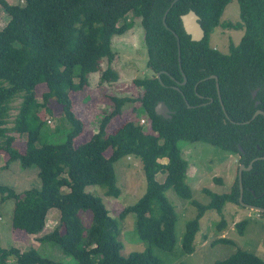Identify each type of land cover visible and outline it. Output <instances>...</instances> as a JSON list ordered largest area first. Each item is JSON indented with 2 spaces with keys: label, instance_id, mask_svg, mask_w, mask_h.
I'll return each mask as SVG.
<instances>
[{
  "label": "trees",
  "instance_id": "obj_1",
  "mask_svg": "<svg viewBox=\"0 0 264 264\" xmlns=\"http://www.w3.org/2000/svg\"><path fill=\"white\" fill-rule=\"evenodd\" d=\"M173 1L19 0L10 4L0 0V7L10 17L0 29V151L8 155L6 165L18 162L22 168L37 167L41 181L40 187L21 195L0 184V195L15 201L14 230L29 235L41 234L49 211L56 209L57 226L39 240L56 244L77 264H162L153 248L174 251L178 222L176 208L166 195L168 190L198 212L187 222L182 238L187 254L194 252L200 220L207 211L222 214L227 203L242 206L238 177L229 193L205 189L211 198L208 204L193 200L182 145H213L239 155L246 167L264 157V115L251 121L257 110L264 112V0H236L240 20L235 24L221 23L226 7L234 0H178L165 26L163 17ZM189 11L200 17L205 32L200 42H193L184 31L181 16ZM129 15L141 19L147 67L153 76L134 80L138 98L111 97L113 109L100 120L98 132L77 145L84 125L73 113L71 92L82 90L104 62L108 68L102 73V81L119 79L112 68L116 59L112 39L132 28ZM219 26L243 31L239 44L231 43L227 54L210 46L211 34ZM173 33L180 40L181 66ZM211 76L218 79L221 101L217 82ZM40 85L47 87L42 102L37 97ZM18 100V112L12 115L13 103ZM52 101L61 107L64 122L54 130L43 119V110L53 113L49 107ZM134 102L140 103L136 111L146 118V128L128 121L108 133L112 119ZM160 102L169 108L171 118L156 113ZM11 132L25 137L24 153L14 146L16 139ZM109 150L112 153L107 157ZM126 157L142 162L147 189L116 218L101 197L87 188L98 187L104 196L119 198L121 189L114 165ZM163 159L167 162L162 163ZM158 174L166 175L164 182L157 180ZM242 179L243 202L264 208V159L255 161L251 170L243 172ZM87 212L91 214L89 226L83 218ZM131 213L136 216L137 235L148 247L124 257L120 222ZM258 214L264 218L263 212ZM248 223L243 220L235 225L240 236H244ZM225 226L223 220L219 231ZM218 242L234 244L224 238ZM12 259L17 264H57L33 248L22 252L0 246V264ZM216 264H264V260L236 248Z\"/></svg>",
  "mask_w": 264,
  "mask_h": 264
},
{
  "label": "rangeland",
  "instance_id": "obj_2",
  "mask_svg": "<svg viewBox=\"0 0 264 264\" xmlns=\"http://www.w3.org/2000/svg\"><path fill=\"white\" fill-rule=\"evenodd\" d=\"M10 4H18L19 0H7ZM133 21V26L122 36H114L112 49L116 53V59L112 64L113 70L118 74L117 81H102V73L108 68L106 62L102 63L99 72L89 76V83L80 91H72L73 113L79 118L84 129L76 140V144L88 141L99 129L100 120L113 109L111 97L138 98V89L134 86V80L153 76L147 67L148 54L145 45V34L140 18L128 16ZM10 17L0 7V29L4 28ZM240 20V8L236 0L231 2L221 17V23H237ZM243 37V31H235L219 26L210 37V46L227 54L230 44L238 45ZM47 91L45 85L37 88V97L42 102V94ZM20 100L13 103L12 115L17 114ZM53 113L44 111L43 119L52 130L56 126L63 127L62 109L54 101L49 105ZM140 103L127 104L121 115L110 122L107 132L112 133L125 122L133 121L146 128V118L138 116L137 109ZM14 117H11L13 119ZM143 118V119H142ZM143 122H142V120ZM141 120V121H140ZM11 126V125H10ZM15 137L14 146L21 153L26 148V139L20 138L17 133L11 132ZM112 151L106 152L109 157ZM182 157L188 164L187 183L191 187L193 200L201 204H208L210 197L204 192L205 189L216 193L225 194L231 191L240 170V156L226 152L210 144L197 142L182 145ZM8 155L0 151V184L13 188L18 194L24 191L38 188L41 185L38 177V168H22L20 163L13 162L6 165ZM166 163L167 159L161 160ZM118 185L121 189L119 198L106 197L98 187H88L87 191L101 197L112 217H118L126 207L134 205L146 192L147 181L140 159L126 157L114 165ZM166 175L158 174L157 180L164 182ZM220 180V181H219ZM167 198L175 206L178 214L176 226V246L174 251H162L153 248V253L162 261V264H216L234 253L236 248L249 251L264 260V218L258 212L247 207L233 203H227L222 214L214 210L207 211L200 220V229L194 241V252L187 254L182 249V238L186 224L197 215V209L188 201L181 199L173 190L166 192ZM15 201L3 199L0 195V246L8 249L17 248L24 252L36 249L44 258L57 264H77L72 258L64 255L56 244L42 243L40 238L51 233L58 224V211L52 209L47 215L46 227L41 234L29 235L23 231L14 230L12 216ZM86 226L90 225L91 214H83ZM224 220L225 227L220 232L218 225ZM243 220H248L244 236H240L235 225ZM120 240L124 244L122 255L129 256L133 252H143L148 245L141 241L136 232V216L131 213L120 222ZM224 238L234 244L218 242ZM8 264H17L12 259Z\"/></svg>",
  "mask_w": 264,
  "mask_h": 264
},
{
  "label": "water",
  "instance_id": "obj_3",
  "mask_svg": "<svg viewBox=\"0 0 264 264\" xmlns=\"http://www.w3.org/2000/svg\"><path fill=\"white\" fill-rule=\"evenodd\" d=\"M178 0H174L173 3L171 4V7L167 10V12L165 13L164 17H163V24L166 26V18L167 15L170 11V9L175 5V3ZM181 20H182V25L184 28V31L186 32V34L188 36L191 37V40L193 42H200L205 38V32L200 24V17L194 12V11H189L187 14H184L181 16ZM177 39V43H178V56H179V64L181 66V51H180V40L179 37L176 33H173ZM158 78L160 77V73L157 75ZM211 79L214 78L217 82L216 86H217V91H218V96L219 99L221 101V95H220V90H219V84H218V79L216 76H211ZM186 78H184V83H186ZM183 83V84H184ZM256 94H257V90L253 92V98H256ZM256 106L259 105V101L256 102L255 104ZM155 111L158 115L164 116L165 118H171V111L169 110V108L165 105V103L160 102L157 104ZM259 115H264V112L262 110H257L251 121L255 120ZM247 124L250 122H246ZM258 159H264V157L261 158H257L255 160H253L248 167H246L245 165H241L240 166V170L238 173V179H239V187H240V197H239V202L242 206L247 207L251 210H254L256 212H263L264 213V208L261 207H257V206H253V205H248L245 204L243 202V195H244V190H243V179H242V175L244 171H249L252 169L253 164L255 161H257Z\"/></svg>",
  "mask_w": 264,
  "mask_h": 264
},
{
  "label": "built area",
  "instance_id": "obj_4",
  "mask_svg": "<svg viewBox=\"0 0 264 264\" xmlns=\"http://www.w3.org/2000/svg\"><path fill=\"white\" fill-rule=\"evenodd\" d=\"M141 120H142V119H141ZM141 120H140V121H141ZM144 121L146 122V120H145V119H144ZM142 122H143V120H142Z\"/></svg>",
  "mask_w": 264,
  "mask_h": 264
}]
</instances>
